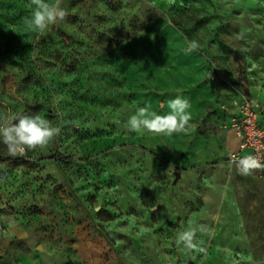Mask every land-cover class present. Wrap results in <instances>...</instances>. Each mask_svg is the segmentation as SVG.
<instances>
[{
  "label": "rangeland",
  "instance_id": "374dc122",
  "mask_svg": "<svg viewBox=\"0 0 264 264\" xmlns=\"http://www.w3.org/2000/svg\"><path fill=\"white\" fill-rule=\"evenodd\" d=\"M29 5L0 0V115L62 130L25 157L0 143V264H264V170L227 160L240 103L264 123V0H64L43 34L26 29ZM177 95L191 104L186 133L126 129ZM218 131L219 158L165 157L182 134ZM201 224L206 255L176 246Z\"/></svg>",
  "mask_w": 264,
  "mask_h": 264
},
{
  "label": "clouds",
  "instance_id": "9594fccd",
  "mask_svg": "<svg viewBox=\"0 0 264 264\" xmlns=\"http://www.w3.org/2000/svg\"><path fill=\"white\" fill-rule=\"evenodd\" d=\"M64 0H30V18H26V29L43 34L46 30L67 16L62 7ZM200 45L196 41H188L187 52L196 51ZM57 103L59 100L57 99ZM168 113L165 115L152 111L151 105L139 107L126 123L129 132L157 135L186 133L191 127V104L181 95L167 101ZM61 126H53L41 115L11 114L0 115V143L5 145L11 157H25L29 150L47 147L61 133ZM240 175L248 176L254 170H264V162L255 155L242 158L233 157L230 161ZM2 167V165H0ZM212 235L207 226H189L176 234L175 244L182 251L206 255L204 241L197 239V232ZM194 259V257H193Z\"/></svg>",
  "mask_w": 264,
  "mask_h": 264
},
{
  "label": "crops",
  "instance_id": "0c3cea01",
  "mask_svg": "<svg viewBox=\"0 0 264 264\" xmlns=\"http://www.w3.org/2000/svg\"><path fill=\"white\" fill-rule=\"evenodd\" d=\"M210 91H205V93L201 96L206 101H208ZM200 100V101H201ZM209 103H206L208 106ZM260 113V112H259ZM260 116V114H259ZM229 120V119H228ZM227 120V122H228ZM261 120V119H260ZM262 122V121H261ZM229 127V126H228ZM232 134V129L228 128ZM234 138V134H233ZM237 147V141L234 138ZM223 132L218 131L215 134L210 136H205L202 134H195L193 132L188 134H182L179 136V139L170 147L169 145H165V151L163 150V146L159 147V151L163 150L165 157L172 161L182 162L185 167H196L206 164L209 161H212L214 158H219L225 154V150L223 147ZM235 147V149H236ZM234 149V150H235ZM187 151L184 157L181 159L183 154ZM172 153V157L169 158V154Z\"/></svg>",
  "mask_w": 264,
  "mask_h": 264
},
{
  "label": "built area",
  "instance_id": "2783aa9c",
  "mask_svg": "<svg viewBox=\"0 0 264 264\" xmlns=\"http://www.w3.org/2000/svg\"><path fill=\"white\" fill-rule=\"evenodd\" d=\"M228 126L233 131L237 147L228 154L227 160L255 155L264 162V123L256 105L242 101L229 117Z\"/></svg>",
  "mask_w": 264,
  "mask_h": 264
}]
</instances>
